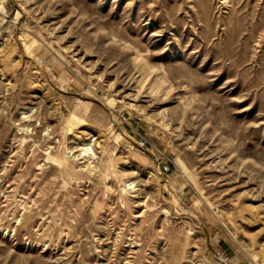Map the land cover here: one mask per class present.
Instances as JSON below:
<instances>
[{"label": "rangeland", "instance_id": "1", "mask_svg": "<svg viewBox=\"0 0 264 264\" xmlns=\"http://www.w3.org/2000/svg\"><path fill=\"white\" fill-rule=\"evenodd\" d=\"M216 249L264 264V0H0V264Z\"/></svg>", "mask_w": 264, "mask_h": 264}, {"label": "built area", "instance_id": "2", "mask_svg": "<svg viewBox=\"0 0 264 264\" xmlns=\"http://www.w3.org/2000/svg\"><path fill=\"white\" fill-rule=\"evenodd\" d=\"M135 133L138 136V139L136 140L138 146L144 150H149L162 175L170 177L173 173V165L175 164L170 153H168L166 149L153 144L147 136H144L137 131ZM215 257L223 264H235L234 257L225 250L216 249Z\"/></svg>", "mask_w": 264, "mask_h": 264}, {"label": "bare ground", "instance_id": "3", "mask_svg": "<svg viewBox=\"0 0 264 264\" xmlns=\"http://www.w3.org/2000/svg\"><path fill=\"white\" fill-rule=\"evenodd\" d=\"M89 145H90V144H89ZM90 151H91V153H95L92 147H83V148H82V152L85 153V154H89ZM141 203H142V202H141ZM144 203H145V201H144Z\"/></svg>", "mask_w": 264, "mask_h": 264}]
</instances>
